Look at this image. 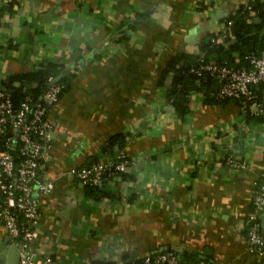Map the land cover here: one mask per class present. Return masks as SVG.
<instances>
[{"label":"crops","instance_id":"0c3cea01","mask_svg":"<svg viewBox=\"0 0 264 264\" xmlns=\"http://www.w3.org/2000/svg\"><path fill=\"white\" fill-rule=\"evenodd\" d=\"M240 2L0 0V86L46 60L69 67V84L49 109L44 176L54 184L39 201L40 255L52 264H129L171 248L186 260L264 264V254L249 250L244 223L264 175V120L201 89L189 93L181 120L157 84L172 56L195 55ZM119 132L129 165L109 183L117 196L96 199L67 171ZM230 153L246 166L230 167ZM0 255L18 258L2 223Z\"/></svg>","mask_w":264,"mask_h":264},{"label":"built area","instance_id":"2783aa9c","mask_svg":"<svg viewBox=\"0 0 264 264\" xmlns=\"http://www.w3.org/2000/svg\"><path fill=\"white\" fill-rule=\"evenodd\" d=\"M241 1L250 14L255 13L249 0ZM230 25L231 19H225L212 36V41H231L234 35ZM235 62H220L201 56L190 70L197 76L207 73L216 79L218 98L236 99L247 106L249 113L264 116V90L257 93V87L264 82V26L260 47ZM55 77L47 76V84L36 99L25 95L18 104L13 103L9 92L0 88V223L17 247L18 264H52L49 257L38 253L33 240L40 219V197L54 184L45 178L44 171L54 132L49 109L59 99L64 86ZM129 162L127 155L119 149L105 161L72 166L67 172L84 188L85 185L100 183L107 170L110 174L125 171ZM225 162L234 168L246 166L245 160L236 159L232 153L225 157ZM251 203L244 221L246 240L251 252L264 254V181L255 190ZM142 258V264H214L207 258L186 260L179 251L171 248Z\"/></svg>","mask_w":264,"mask_h":264},{"label":"trees","instance_id":"16d2710c","mask_svg":"<svg viewBox=\"0 0 264 264\" xmlns=\"http://www.w3.org/2000/svg\"><path fill=\"white\" fill-rule=\"evenodd\" d=\"M249 4L255 11L254 14H250L243 2H240L235 12L227 17L231 19L230 27L234 35L231 41L216 43L212 41V36L215 35V32L210 33L201 39L199 50L195 55L185 53L175 54L160 72L157 84L160 87L165 85L166 97L172 103L177 118L183 120L188 114L189 93L192 90L201 89L205 93H208L207 97H209L208 100L210 101L220 102L231 99L218 98L216 96L218 88L216 79L207 73L197 76L190 68L199 61V57L201 56L205 59L214 58L220 62L227 61L233 64L237 60L241 61L244 59V55L252 49L256 50L260 47L262 28L264 26V0H249ZM255 17L259 20H255ZM130 25L133 26L132 23ZM120 37H126L125 33L118 36L117 40H120ZM252 43L254 44L252 45ZM62 69V65H58V63L51 60H46L31 70L6 75L2 80L0 88L10 93L14 104H18L25 95H31L36 99L47 84V76L53 75L55 77ZM68 79L69 76H66V74L59 79V82L64 85L61 93L67 88L69 84ZM262 90H264V82L260 83L257 87V93L261 94ZM233 100L238 102L236 99ZM244 107L249 112L247 106ZM257 116L264 120V116ZM124 144L125 137L123 132L116 133L101 147V154L91 156L83 164L100 161V155L107 152L115 155L119 149H122ZM114 150L116 151L114 152ZM113 174L123 176L124 171L110 174L107 170L100 183L85 185V192L96 199L101 197L115 198L117 191H113L109 184ZM259 181H264V175H261ZM142 259V257L138 258L129 264H142ZM104 264H107V262H104Z\"/></svg>","mask_w":264,"mask_h":264},{"label":"water","instance_id":"95a60500","mask_svg":"<svg viewBox=\"0 0 264 264\" xmlns=\"http://www.w3.org/2000/svg\"><path fill=\"white\" fill-rule=\"evenodd\" d=\"M69 70V67L63 69L60 73H58L55 77V80H59L61 78V76L67 71ZM263 222H264V217H263ZM263 235H264V232H263ZM13 244V243H12ZM14 245V244H13ZM14 247L17 249V247L14 245ZM9 252V251H8ZM17 256H18V250H17ZM0 257H2L0 255ZM16 259H17V262H16ZM18 263V258L15 257L14 261L13 262H9V259L7 258V261L6 260H2L0 259V264H17Z\"/></svg>","mask_w":264,"mask_h":264},{"label":"rangeland","instance_id":"374dc122","mask_svg":"<svg viewBox=\"0 0 264 264\" xmlns=\"http://www.w3.org/2000/svg\"><path fill=\"white\" fill-rule=\"evenodd\" d=\"M251 114V113H250Z\"/></svg>","mask_w":264,"mask_h":264}]
</instances>
